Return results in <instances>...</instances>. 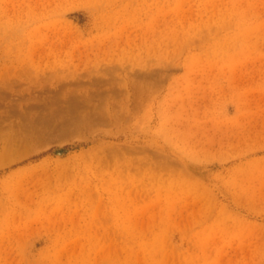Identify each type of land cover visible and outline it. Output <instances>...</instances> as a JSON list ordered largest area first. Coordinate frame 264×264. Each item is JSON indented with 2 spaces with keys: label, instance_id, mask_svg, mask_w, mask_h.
<instances>
[{
  "label": "rangeland",
  "instance_id": "obj_1",
  "mask_svg": "<svg viewBox=\"0 0 264 264\" xmlns=\"http://www.w3.org/2000/svg\"><path fill=\"white\" fill-rule=\"evenodd\" d=\"M0 117V264H264V0H0Z\"/></svg>",
  "mask_w": 264,
  "mask_h": 264
},
{
  "label": "bare ground",
  "instance_id": "obj_2",
  "mask_svg": "<svg viewBox=\"0 0 264 264\" xmlns=\"http://www.w3.org/2000/svg\"><path fill=\"white\" fill-rule=\"evenodd\" d=\"M137 92H138V91H137ZM133 93H134V92H133ZM0 118H1V117H0ZM131 164H132V163H131ZM131 164H130V165H131ZM133 165H134V164H132V166H133Z\"/></svg>",
  "mask_w": 264,
  "mask_h": 264
}]
</instances>
